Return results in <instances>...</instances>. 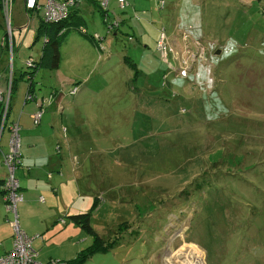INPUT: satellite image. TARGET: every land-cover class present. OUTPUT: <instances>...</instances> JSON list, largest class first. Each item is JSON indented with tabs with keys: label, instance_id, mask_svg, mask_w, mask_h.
I'll return each mask as SVG.
<instances>
[{
	"label": "rangeland",
	"instance_id": "rangeland-1",
	"mask_svg": "<svg viewBox=\"0 0 264 264\" xmlns=\"http://www.w3.org/2000/svg\"><path fill=\"white\" fill-rule=\"evenodd\" d=\"M13 1L11 39L0 13V55L3 46L11 47L7 64L17 70L29 56L38 61L47 38L38 36L40 14L26 16L22 0ZM110 2L107 16L89 5L64 28L59 75L36 67L26 75L31 88L42 74L37 82L44 93L66 76L79 80L67 92L81 91L88 78L73 51L94 50L90 62L99 55L90 37L106 36L102 44L111 57L100 65L94 58L85 98L92 103L100 97L115 132L100 140L91 130L87 138L91 149H109L101 169L93 152L85 170L105 180L90 185L101 192L94 194L98 207L92 208L93 196L87 209L98 230L88 246L105 247V264H264V0H128L124 11ZM121 18L126 23L117 36L108 34V25ZM18 24L26 27L18 31ZM160 30L168 37L167 60L156 49ZM124 55L143 71L135 80ZM193 55L201 57L191 64L187 57ZM114 71L118 99L108 95ZM149 76L152 90L144 82Z\"/></svg>",
	"mask_w": 264,
	"mask_h": 264
},
{
	"label": "crops",
	"instance_id": "crops-1",
	"mask_svg": "<svg viewBox=\"0 0 264 264\" xmlns=\"http://www.w3.org/2000/svg\"><path fill=\"white\" fill-rule=\"evenodd\" d=\"M89 5L92 4L86 0H78V3L72 11L75 13L81 10L82 7L87 8ZM22 8L27 16L28 14L24 9L23 0ZM30 14L34 15L33 13ZM36 18L38 26V17L36 16ZM16 26L18 27V31H20L26 27V24H18ZM117 33H113L114 36H117ZM105 39L106 36H104L103 40ZM3 48L2 51L4 52L0 55V73L2 75L0 85L1 87L6 86L10 72L12 78L14 76L17 80L14 82L15 84L13 83L14 85L12 87L10 113L8 115L7 125L0 136V149L3 153L8 151V140L10 137L8 126L13 121H19L21 127V157L16 169V176L19 180L20 191L23 195V200L17 206L19 224L28 235L39 234L41 236L33 241V247L37 251V259L39 261L48 262L51 260H60L62 262H69L76 258L82 250L89 247L88 242L90 238L80 226L71 220L70 216L87 212L91 204V197L94 196L95 199L94 194L101 192L99 190L93 193L90 188L91 183L96 181L103 186L105 182L103 173H99L98 179L95 180V174H88L85 170L90 169V154L93 152L96 153L95 159L97 164L95 167L101 169L103 154L108 152L109 149L107 150L101 145H98L95 149H91L87 145V138L91 130L97 131V134L102 136L98 138L100 140L109 137L115 131H112V128H110L111 124L106 123L111 116L103 113L105 109L104 107L101 108L100 97L97 99V102L95 98H92V103H90L85 98V95L86 92L90 91L86 85L90 83L89 74L95 63L94 58L97 61L96 65L103 64L102 60L105 58L109 59L111 52L109 49L104 50L101 42V45H98L97 53L99 55H95L93 59H90V63L89 56L95 51H87L86 48H75L73 53L76 62L78 64L81 62L85 66L81 70V76L88 78L87 80H83L86 83L85 87L81 91L80 89L77 90L73 96L70 91L67 92L65 87L72 86L73 82L75 83L79 80H73V77L69 78L66 76L59 78V87L53 88L49 93H44L41 90L42 84L37 82L39 78L42 79L43 77L42 74H39L35 77L34 83L31 86V93L36 98L26 101L25 94L29 92L30 82H28L25 76V68L21 67L16 70L13 64L11 70L7 64V60L11 58V47L8 48L9 50ZM5 50H7V53ZM41 57L42 50L40 57L37 59L40 61ZM125 57L130 56L124 55L123 65L124 67L127 66L133 72L132 80H135L143 71L140 69L139 63H136L137 69L134 71L125 63ZM131 60L135 63L132 58ZM41 68L47 69L53 67L43 66ZM57 68L53 69H56L59 75L60 70ZM81 76L78 75L77 78H82ZM110 76L115 77V80L113 79L112 81L114 88L111 94L108 95L114 99H118L119 94L116 91V85L120 80L117 77V71L112 72ZM122 82L127 87L126 83L124 81ZM144 82L146 83V87L152 90L154 86L151 83V77H147ZM101 93V91L98 92V94ZM134 100L141 101L136 96ZM40 103L45 107L41 121L36 125L33 123L31 115L39 109L38 104ZM133 115H136V110H134ZM128 118L125 117V121ZM1 159L2 155L0 153V162ZM6 174V166L0 163V256L9 251L13 246V228L7 220L12 216L7 213L5 208L6 190L4 181ZM84 179H86L84 182L80 181ZM84 196L87 197L83 199V202L77 200V198ZM97 198L99 199V196ZM94 199L92 200L94 201ZM73 200L76 201L73 203ZM98 252L96 255L93 254L84 264L94 263L95 259H100L99 264L101 262L105 264L107 259L105 257L108 256L100 251Z\"/></svg>",
	"mask_w": 264,
	"mask_h": 264
},
{
	"label": "built area",
	"instance_id": "built-area-1",
	"mask_svg": "<svg viewBox=\"0 0 264 264\" xmlns=\"http://www.w3.org/2000/svg\"><path fill=\"white\" fill-rule=\"evenodd\" d=\"M102 9H108L110 0H95ZM120 4L121 8H124L126 5V0H117ZM13 0H0V13L6 20L8 26V35L11 39L13 37L12 31V11H13ZM24 9L27 14L33 13L34 15L40 14L43 21L46 23H55L62 22L66 20L75 5L77 4V0H23ZM113 25H110L109 29H112ZM163 38H167V44L162 42ZM95 39L99 42L103 38H101L98 34L95 35ZM46 40V37H45ZM47 41V40H46ZM101 45V43L99 44ZM168 37L166 33L162 31L159 41L157 43V49L163 55L164 59L167 60L169 57L168 49ZM161 47H163V51H161ZM204 54V52H202ZM194 56V55H193ZM201 56H195L192 60H190L191 56L187 57V61L191 62V64ZM12 59V57H11ZM181 65H186L185 60L181 61ZM27 68H34L35 60L30 57L26 60ZM185 66L180 67V71L182 75H187V71ZM12 70L13 63L9 65ZM30 75V74H29ZM2 75L0 73V84H1ZM12 76L10 72V77L6 83L5 87H1L0 85V136L5 126L7 125L8 115L10 113L11 107V97H12ZM78 90V87H74L70 90L71 94H75ZM36 96L30 91L25 94V100H33ZM39 109L32 113L31 117L34 124H39L41 121L42 114L44 109L41 108L42 104H38ZM10 137L8 140V151L0 153L2 155L1 162L7 168V174L4 181L5 186V208L7 213L11 214V218L7 219L13 228V246L12 249L5 252L0 256V264H64L60 260H51L48 262H41L37 259V251L33 247L34 239L41 237L39 234L36 235H28L19 224V216H18V203L23 200V195L20 191V183L16 176V169L18 164L20 163V147H21V136H20V124L19 121H13V123L9 124ZM42 200V198H40Z\"/></svg>",
	"mask_w": 264,
	"mask_h": 264
},
{
	"label": "trees",
	"instance_id": "trees-1",
	"mask_svg": "<svg viewBox=\"0 0 264 264\" xmlns=\"http://www.w3.org/2000/svg\"><path fill=\"white\" fill-rule=\"evenodd\" d=\"M86 1L91 3L92 5H94L95 7H98L101 10V12L103 13V17L107 16L108 11H109V7H108V9H102L100 7V5L95 0H86ZM116 2L118 3L120 10H122V11H124L129 5L128 0H126L125 7L121 8L119 2L117 0H116ZM77 3H78V0H77ZM161 3H163L162 6L164 8L166 5L165 1L164 2L161 1L160 4ZM109 5H110V3H109ZM163 8H160V9H163ZM75 13H74V11H71L69 17L66 20H64L62 22H55V23H46L43 21L41 16H38V26H37L38 36L43 35V38L46 37L47 41L44 42V47L42 50V57L40 58V61L39 60L37 61L34 57H32L35 60V65H36L35 71H37V69H39L43 66H50L53 68L58 67V64L60 61V51H59L60 41H61L60 36H63L65 34L64 28L67 26V24L69 23L71 18H73ZM73 23H76L77 26H80L79 30L84 29L83 25H81L82 23H79L78 21H75V20H73ZM114 23H115V26H112V29H109L110 25H108V27H107V33L108 34L109 33H112V34L117 33L120 30V27L126 23V21L121 18L120 20H115ZM113 24H111V25H113ZM176 28H177V30H179L178 27H176ZM162 31H164V30H160V32H159V37L156 41V49H157V43L159 41V38H160ZM101 38H104V37L101 36ZM90 39L92 41L96 42L98 45L103 41V39L101 40V42H99V40L97 41L95 39V35H93L92 38L90 37ZM188 40H189V38H188ZM196 40L200 41V39H196ZM168 48H169V45H168ZM125 63L128 64L134 71H136L137 65H136V63H134L131 60L130 57H125ZM24 66H25V76L27 75V73H29V74L33 73L29 68H27L26 64H24ZM16 80H17V78H15L13 76L12 82H11L12 87L15 84L14 82ZM29 88H30V85H29ZM31 88L29 90L30 92L32 90ZM12 123L13 122H11V124ZM98 204H99L98 198H97V196H95V199L93 201L94 206H92V208H95V207L97 208ZM91 213H92V209H91V211H87L85 213L71 215L70 218L75 224L80 226L86 234L93 237V239L95 241L97 239V237H96L97 232H96V230H95V228L91 222L92 221L91 220V217H92ZM94 241H93V245L85 248L84 250H82L77 255L76 258H74L73 260H70L69 262H64V264H84L95 252L101 251L102 249L105 248L102 244H99V245L95 244Z\"/></svg>",
	"mask_w": 264,
	"mask_h": 264
},
{
	"label": "water",
	"instance_id": "water-1",
	"mask_svg": "<svg viewBox=\"0 0 264 264\" xmlns=\"http://www.w3.org/2000/svg\"><path fill=\"white\" fill-rule=\"evenodd\" d=\"M219 53H220V51H219V50H217V52H215V54H216V55H219Z\"/></svg>",
	"mask_w": 264,
	"mask_h": 264
}]
</instances>
